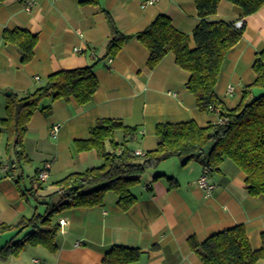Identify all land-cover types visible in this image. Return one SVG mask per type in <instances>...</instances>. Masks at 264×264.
I'll list each match as a JSON object with an SVG mask.
<instances>
[{"label": "crops", "instance_id": "1", "mask_svg": "<svg viewBox=\"0 0 264 264\" xmlns=\"http://www.w3.org/2000/svg\"><path fill=\"white\" fill-rule=\"evenodd\" d=\"M25 1H0V116L11 94H29L61 69L94 64L98 87L85 105L72 97L44 98L41 107L51 105V110L33 112L21 159L7 149L6 136H0V223L14 224L23 216L43 212L45 205L37 202L32 192L44 197L56 189L53 183L68 173L100 164L94 149L77 151L74 147V140L87 138L89 128L99 118H120L135 126L138 133L126 145L143 152L156 147L154 131L158 122L193 119L204 126L217 120L214 112L197 107L192 92L186 88L189 73L176 64L174 54L167 53L149 67V50L136 36L162 12L176 29L191 38L199 21L194 0H158L148 7L141 6L143 0H30L33 5L29 10L24 9ZM106 12L118 30L133 35L113 57H105L111 36ZM210 18L244 22V34L226 52L214 87L219 100L227 108H234L253 83L256 73L252 63L264 49V4L243 16L239 7L220 0ZM15 27L27 28L37 35L28 63L20 61L21 51L16 45L2 38L5 29ZM193 46L191 39L190 47ZM255 91L263 90L249 87L247 99L254 97ZM55 123L59 129L52 137L49 131ZM121 135L119 132L115 141H120ZM46 162L50 163L47 179L38 182L32 176ZM5 164L8 169L3 172ZM202 171L196 160L185 165L177 158L163 160L147 170L148 177L133 188L137 200L127 210L116 205V197L110 192L102 206L66 209L56 218L59 231L55 251L25 245L1 264H105L103 255L116 245L141 251L137 260L126 264H204L189 247L188 238L203 241L240 223L251 249H260L264 195L249 194L245 173L228 158L218 171L210 173L214 188L209 194L196 183ZM48 181L51 186L44 187ZM26 189H31L30 193ZM60 218L64 219L61 225ZM13 233L8 230L0 235L11 238ZM254 264H264V259Z\"/></svg>", "mask_w": 264, "mask_h": 264}, {"label": "trees", "instance_id": "2", "mask_svg": "<svg viewBox=\"0 0 264 264\" xmlns=\"http://www.w3.org/2000/svg\"><path fill=\"white\" fill-rule=\"evenodd\" d=\"M219 1L194 0L199 21L191 38L176 29L170 17L162 12L136 36L149 50V67H154L167 53H173L176 64L189 73L186 88L192 92L197 107L209 111L208 106L212 105L218 109L217 116L223 122L216 120L204 126L193 119L158 122L154 131L156 147L138 155L126 145L138 133L135 126L125 124L120 118L97 119L89 128L88 137L75 139L74 147L77 151L94 149L100 164L68 173L54 182L56 189L44 197L32 192L35 200L45 205L43 212L23 216L14 224L0 223V234L14 230L12 237L0 246V264L16 256L25 245H41L55 251V237L59 231L56 218L66 209L102 206L107 193L113 192L116 205L127 210L137 200L133 188L145 172L169 158H177L181 165L196 160L209 173L218 171L228 158L245 173L249 194L264 195V49L256 54L252 63L256 73L253 83L247 86L237 106L227 108L217 97L214 87L226 52L244 34V23L241 28H235L234 22L212 20L210 16L215 13ZM228 1L239 7L243 16L256 12L264 4V0ZM105 14L111 34L105 57H113L133 35L118 30L110 14ZM2 38L20 49L22 63L31 60L37 42L35 33L15 27L5 29ZM191 39L193 47H190ZM93 67L94 64L61 69L51 73L42 86L29 94H11L6 100L5 113L0 116V136H6L7 149L18 159L23 157L22 143L33 112L51 110V105L41 107L44 98L66 100L72 97L79 105L89 103L98 87ZM251 86L260 87L263 92L247 99ZM119 132L121 140L115 141ZM38 172L32 177L39 182ZM169 181L176 182L172 178ZM261 240L260 249H251L245 227L240 223L217 231L203 241L190 236L188 244L204 264H254L264 259V232ZM140 255L137 248L116 245L103 255L102 262L126 264Z\"/></svg>", "mask_w": 264, "mask_h": 264}, {"label": "built area", "instance_id": "3", "mask_svg": "<svg viewBox=\"0 0 264 264\" xmlns=\"http://www.w3.org/2000/svg\"><path fill=\"white\" fill-rule=\"evenodd\" d=\"M158 0H143L141 3L142 7H148V5L154 4L155 2H157ZM33 5V1L27 0L24 3V9L25 10H29ZM243 19H237L236 21H234L233 25L235 28H241L243 26ZM75 51H81V49L79 48H74ZM94 53V52H93ZM111 60V59H110ZM38 78V77H36ZM233 90L232 86H228V91L231 92ZM209 111L214 112L215 114H218V109L214 108L212 105L208 106ZM217 122L222 123L223 119L217 116ZM58 129H59V124L55 123L52 125L50 131H49V136L52 137H56L57 133H58ZM135 154L138 155H143L144 152L140 151V150H136ZM50 168V163H45L43 168L40 169V171L38 172V178L41 181H44L45 179H47L48 176V170ZM8 169V164H5L1 167V171L5 172ZM196 183L198 185L199 188H201L205 193L209 194L212 189L214 188V183L211 181L210 179V173L207 170V168H203L202 173L200 174V176L197 178ZM64 219L59 220V224H63ZM34 263H38V259H33Z\"/></svg>", "mask_w": 264, "mask_h": 264}, {"label": "rangeland", "instance_id": "4", "mask_svg": "<svg viewBox=\"0 0 264 264\" xmlns=\"http://www.w3.org/2000/svg\"><path fill=\"white\" fill-rule=\"evenodd\" d=\"M263 92V91H262ZM261 93V92H260ZM259 93V91H255V93H254V96H257V95H259L260 94ZM0 114L2 115L3 114V110L2 109H0ZM11 160H12V157H11ZM26 169H27V167H26ZM148 173H150V172H146L142 177H141V179H140V181L141 182H143L144 181V178L146 179L147 177H148ZM45 181V180H44ZM49 186H51V182L50 181H48L45 185H44V187H49ZM113 195L114 197H115V194L113 193V192H110V195ZM43 210V209H42ZM10 238V236L9 235H7V234H4V235H0V246H2L8 239Z\"/></svg>", "mask_w": 264, "mask_h": 264}, {"label": "water", "instance_id": "5", "mask_svg": "<svg viewBox=\"0 0 264 264\" xmlns=\"http://www.w3.org/2000/svg\"><path fill=\"white\" fill-rule=\"evenodd\" d=\"M7 94H9V91L7 92Z\"/></svg>", "mask_w": 264, "mask_h": 264}]
</instances>
